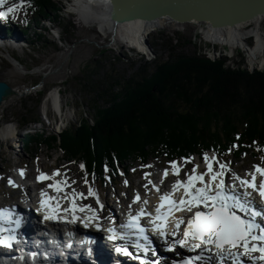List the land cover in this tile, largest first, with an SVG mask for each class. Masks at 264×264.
Wrapping results in <instances>:
<instances>
[{"label": "trees", "instance_id": "1", "mask_svg": "<svg viewBox=\"0 0 264 264\" xmlns=\"http://www.w3.org/2000/svg\"><path fill=\"white\" fill-rule=\"evenodd\" d=\"M25 8L31 13L25 20L28 26L52 21L54 13V19L61 18V8L52 0H31ZM162 40L169 57L145 62L128 78L107 75L96 81L92 63L86 65L82 85L95 94L94 124L83 118L60 141L54 135H31L23 138L25 145L39 141L59 147L81 159L90 176L101 179L104 165L115 171V161L132 154L146 160L157 154L264 153V71L250 72L241 61L211 60L196 47L185 53L191 41L179 34ZM99 100L107 105H98ZM29 121L24 118L22 126Z\"/></svg>", "mask_w": 264, "mask_h": 264}, {"label": "rangeland", "instance_id": "2", "mask_svg": "<svg viewBox=\"0 0 264 264\" xmlns=\"http://www.w3.org/2000/svg\"><path fill=\"white\" fill-rule=\"evenodd\" d=\"M30 1L17 0L18 7L10 17L16 35L19 36L22 33L25 40L22 51L19 50L16 53L14 50L8 49V52L13 51L19 63L9 62V54L0 52V79L10 83L15 90L22 91L21 95H17L15 92L6 99L7 101L0 104V172L5 171V179H9V174L14 172V167L19 166L21 161L31 159L34 155L39 156L37 162L43 165L50 166L56 159H59L60 162L67 165V169H70L71 172L74 168L75 172L80 171L78 164L73 163L70 156L64 151L62 152L59 147L52 150L45 144H40L37 150L26 153L23 147L20 151H13L11 144L20 142L22 136L20 128L24 118L26 120L39 118V121L36 120L37 124L28 125L27 132L39 133L44 137L54 135L58 141L64 131L79 126L83 118L94 124L91 99L95 94L89 93L82 85V79L88 74L85 67L89 63H92L91 68L95 70L91 77L96 81H104L107 75L115 78L120 76L128 78L145 62L152 63L157 58L167 59L169 52L164 46L162 47V39L166 36L179 34L191 41V45L185 48V53H193L196 47L197 53H205L211 60L226 58L232 63L241 61L244 63L245 69L250 72L264 71V56H258L253 60L250 55V49L256 44L254 36L247 37L244 40L246 43L244 42L242 47L232 48L227 44L209 40L201 27L196 26L193 22H190L192 24L183 23L177 28L160 27L146 36L144 43L148 49L152 50L148 54V58L137 47L129 46L130 43H126L125 39L118 37L116 32L102 29L103 32L99 33L95 23L83 22L73 11L74 8L71 4V8H69L67 1L52 0L61 8L60 19H54V13L53 22L44 21L28 26L25 20L31 13L23 6H27ZM74 4L76 3L74 2ZM96 24L100 25L98 22ZM20 27L27 29L26 32L18 30ZM227 27L228 32L237 28V26ZM261 27L264 30V20L261 22ZM2 31L4 32V29ZM6 47L8 44L1 46L2 49ZM5 56L6 58H4ZM13 63L16 64V67ZM53 92H59L57 102H60L61 106L56 107L54 100L50 99ZM97 103L100 106L107 105L103 100H99ZM42 122L45 126L41 124ZM48 122H51V125H48ZM7 124L16 128L14 136H3L2 129ZM13 138H15L14 141H12ZM207 154L213 155L211 152ZM133 156L130 155L123 160V163L128 164L133 161L136 165L137 160L133 159ZM191 159L194 161L190 165L192 169L197 160L203 161V155H196ZM217 160L228 165L229 171L227 172L233 177L237 173L251 172L253 165H264V153L251 149L239 157L232 154L224 158H217ZM59 161L55 164L58 165ZM190 172L191 170H189ZM84 177L81 175L76 179L78 183L81 182L83 186L87 187ZM2 188L3 186H0V196H2L0 199L9 197L12 190L8 188L7 180L4 183L5 193H1Z\"/></svg>", "mask_w": 264, "mask_h": 264}, {"label": "snow or ice", "instance_id": "3", "mask_svg": "<svg viewBox=\"0 0 264 264\" xmlns=\"http://www.w3.org/2000/svg\"><path fill=\"white\" fill-rule=\"evenodd\" d=\"M5 0H0V5H4ZM18 5L8 7L6 11H0V18L6 17L9 13H13ZM233 148L236 145L232 146ZM231 151V148L229 149ZM183 163H191V158H182ZM203 161L205 164V171L198 172V165H193L190 173H185V178L181 180L180 165L176 161L170 163L171 174L177 179L171 184L170 191L161 193L158 196V204L155 211L148 212L144 207H140L135 214L132 213L131 205H129V212L126 222L120 224L122 232H117L116 229H108L111 233L109 239L115 240L117 235L121 239L134 236L136 239L135 247L143 249L144 252L149 250V240L146 232L148 229L141 225V219L147 217V223L151 225V230L157 233L161 238H165L169 233L166 232V221L174 212L183 211L192 213L186 222L183 217H174V230L171 235L175 236L176 231L179 230L181 224H185L183 229V238L173 241V244H178L180 247L188 246L190 251L201 248V254L188 258L183 261V264H194L196 261H207L208 258L204 256L205 252L212 253L215 249V257L217 264H224L226 259L231 260V264H243L242 258L250 257L253 264H264V222H258V218L264 216V210H257L253 205L250 197L252 192L259 195L260 199L264 201V165H253V170L245 174V177L233 175V183H225V174L228 165L217 160L215 154H203ZM214 165L216 167H214ZM83 168V165H81ZM23 176V171L20 173ZM149 174L146 173L145 177ZM169 171L167 169L162 173V177H167ZM53 177L59 176V172H53ZM257 176L260 177L257 182ZM207 177V179H206ZM38 180L51 179L45 174L37 177ZM9 184L14 185L13 181L9 179ZM152 183L151 180L148 181ZM87 183V181H85ZM127 183V182H125ZM237 184L243 191L237 190ZM63 185V186H62ZM67 186V181H54L48 187L53 189L57 194L62 193L64 187ZM154 190L158 193L159 188L155 186ZM251 190L248 191V190ZM182 190V192H181ZM181 192L179 198L175 197V193ZM72 199L69 200L68 206L63 208L65 214L71 213V220L69 223L77 221V212H83L87 209L91 216L84 219L88 222L96 220V213L90 206L77 207L75 200L83 198V193H76L75 190L70 194ZM88 195L94 196L95 193L91 188L88 189ZM41 208L45 209L44 219H66L57 215L60 211V203L56 196H47L42 190L40 193ZM64 199H68L66 194ZM140 196L137 194L133 203L140 201ZM53 201L55 205L53 206ZM97 203L99 201L97 200ZM146 205L147 201H143ZM195 210V211H194ZM11 213L9 209H0V221L8 220L9 223L15 225L20 224V219L11 220ZM84 222V221H81ZM87 227V223H85ZM11 229H6L0 226V233L10 232ZM14 239V236L0 235V245H9V242ZM144 243H140L139 241ZM189 241L193 242L189 244ZM203 246V247H202ZM173 245H169L168 250H172ZM123 249H117L122 251ZM258 254V255H253ZM141 264H145L141 260Z\"/></svg>", "mask_w": 264, "mask_h": 264}, {"label": "bare ground", "instance_id": "4", "mask_svg": "<svg viewBox=\"0 0 264 264\" xmlns=\"http://www.w3.org/2000/svg\"><path fill=\"white\" fill-rule=\"evenodd\" d=\"M63 1H67L72 5V7L74 8L73 11L75 12V14H77L80 17V19L83 22H85L87 24L88 23H96V22L100 23L101 27L104 28L103 29L104 31L106 29H110L111 31L116 32V35L118 37L125 39L126 43H130V45L128 44L129 46L134 47V48L137 47L139 50L142 51V53H146V54H149L152 51L150 48L148 49L146 47V44L144 43L146 36L150 32L152 33V31H154L155 29L160 28V27L161 28L162 27L177 28V27H179V25L183 24V23H180L178 21L172 20L168 17H163V18H159L157 20H151V21H145L142 19H135V20H132V21H129L126 23H119L117 25L111 19V7H112L111 6V0H63ZM74 2L76 4H74ZM5 5H6V2L4 5H0V7H4ZM96 5H98V6H96ZM263 20H264V16L263 17H257L256 19H253V20L248 21V22L237 24V25H235V27L237 26V28L235 30H233L232 32L231 31L228 32L227 26L213 27L209 22L208 23L206 22V25H201V24H205V23H200L199 21H191V22L196 24V26L201 27L206 38H208L209 40H212L214 42H220L222 44H227L232 48L242 47V45H244V42H245L244 40H246L247 37L249 38L250 36H254V38H256V44L252 48L251 47H249V48H251L250 49V55L252 56V59L255 60L256 57H258V56H264V30L261 27V22ZM190 24H192V23H190ZM229 27H232V26H229ZM5 41H7V38H5L4 35L0 36V43L3 44ZM9 42L11 44L13 43L12 41H9ZM248 45H249V43H248ZM144 49H146V50H144ZM0 52H3V51L0 50ZM9 60H11L12 62H15L16 64L18 62L17 59L14 58V56L12 54H9ZM15 63H13V64L16 67ZM58 93L53 92L51 94V97H50V99L54 100L56 107L61 106V103L57 102L58 101V96H57ZM16 94L21 95L22 91L16 89ZM15 129L16 128L13 125L7 124V126H5L2 129V134L7 133V134H10V136H14L15 135ZM14 140H15V138L12 139V141H14ZM16 144H18V142H15L14 145H16ZM196 165L199 166L198 172H204L205 171L204 161H197ZM20 173H21V171H19V173L13 174L12 177H13L14 181H16L17 178H18L17 180L18 181L21 180V182L27 180L28 171H23V176H21ZM246 173L247 172L243 173L242 176L245 177ZM242 176H240V177H242ZM206 179H207V177H206ZM224 179H229L231 181V177L229 176L228 173L225 174ZM0 180H1V176H0ZM29 187H30V185H29ZM56 197H57V195H56ZM53 203H55V201H53ZM86 204H88V200L86 201ZM77 207H79V205H77ZM83 212H85V211H83ZM84 214H86V213H84ZM78 215H79V212H78V214H76V216H78ZM190 215H192V213L188 214L187 216L189 217ZM88 216H91V214H88L87 217ZM39 223H43V220H39ZM5 224L9 225L11 223H9L8 221H5ZM92 224H96V222H92ZM70 230H71V228L68 230V234H69ZM93 244L95 245V243H93ZM96 246L100 247L99 244H96ZM182 248L187 250L188 246H185ZM27 249L28 248H25L22 250L23 256H18L20 259H21V257L26 256ZM95 251H97V250L95 249ZM5 253L6 252L1 253L2 256ZM89 254H93V251L91 249L88 252L82 251L81 253H79L76 256L84 255L86 257ZM245 257H246L247 261H250L249 263L253 264L252 260H250V257H247V256H245ZM90 259H91V262L89 264H100V263H105L106 261L109 262V260H105V256H103V254L102 255L93 254V257H91ZM109 259L111 261H115L116 257H112ZM186 259H188L186 256L183 257L180 260V264H183V261H185ZM29 260H31V262H34L35 258L31 257ZM43 261H44L43 264H47V260H43ZM71 262L74 263L75 258L71 259ZM81 264H84V263H81ZM194 264H200V263L194 262Z\"/></svg>", "mask_w": 264, "mask_h": 264}, {"label": "water", "instance_id": "5", "mask_svg": "<svg viewBox=\"0 0 264 264\" xmlns=\"http://www.w3.org/2000/svg\"><path fill=\"white\" fill-rule=\"evenodd\" d=\"M111 6V19L117 25L168 17L184 24L199 21L224 27L264 16V0H111ZM15 92L10 83L0 79V104Z\"/></svg>", "mask_w": 264, "mask_h": 264}, {"label": "built area", "instance_id": "6", "mask_svg": "<svg viewBox=\"0 0 264 264\" xmlns=\"http://www.w3.org/2000/svg\"><path fill=\"white\" fill-rule=\"evenodd\" d=\"M201 25H206V23L205 24H201Z\"/></svg>", "mask_w": 264, "mask_h": 264}]
</instances>
